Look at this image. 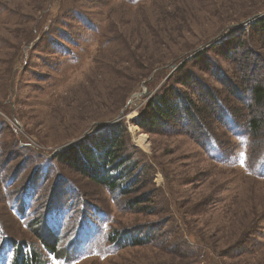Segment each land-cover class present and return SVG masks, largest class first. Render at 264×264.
I'll return each instance as SVG.
<instances>
[{"label": "rangeland", "instance_id": "rangeland-1", "mask_svg": "<svg viewBox=\"0 0 264 264\" xmlns=\"http://www.w3.org/2000/svg\"><path fill=\"white\" fill-rule=\"evenodd\" d=\"M263 15L264 0H0V264L20 245L42 264H264V125L249 130L251 92L229 85L244 84L243 46L224 50L250 44L264 60L242 33ZM179 69L192 85L178 91L202 106L214 88L238 117L141 128ZM117 123L137 178L125 197L58 158Z\"/></svg>", "mask_w": 264, "mask_h": 264}, {"label": "trees", "instance_id": "trees-1", "mask_svg": "<svg viewBox=\"0 0 264 264\" xmlns=\"http://www.w3.org/2000/svg\"><path fill=\"white\" fill-rule=\"evenodd\" d=\"M249 25L250 27L247 28V31L245 29L242 33H247L253 41H257L258 45L264 46V15ZM240 46H243V52L240 57L236 54L232 60L235 62L236 71H240L243 75L244 84L239 85L238 82L236 84L231 79H228V81L229 85L233 86L232 89L235 97L239 96V92H243V94H246L247 91L251 92L252 101L250 104H246V106L249 105V118L246 123L249 130L258 137L264 125V74L259 72L257 75H253L252 73L257 69L258 63L264 64L262 62L264 60H261L258 56L253 61L250 60V56L254 54L250 44H226L224 45V50L228 53L230 51H234L235 53ZM206 52V50L199 52L196 57L202 56ZM207 62L209 61L207 60ZM186 74V70H177L172 80L166 84V88L151 97L136 122L141 128L147 132L157 133L161 132L165 126H170L173 121L177 120L185 122L194 128L201 129L212 123L211 116L214 118L213 114H215V110H217L215 116L218 120L221 119L220 114H223V111L225 112L223 114L225 117L228 116L233 119L234 115L238 117L239 113L236 111V107L230 104V99H228L231 98L230 96L224 97L227 106L221 107L222 109L218 111V107L220 104H224V102L219 96L221 95L220 92L214 88H206L205 91H201V101L205 102V104H201L202 106L189 98L186 92L178 91L176 84L184 86L192 85L189 81L190 75L187 77ZM217 103L218 106H216ZM118 127L119 130H116ZM110 131V134L106 133L99 136L91 144L80 145L78 143L69 145L66 153H59L58 158L62 163H66L67 166L87 174L95 182L106 187L115 196L125 197L135 192L130 187L132 180H137L132 165L134 160L133 156H126L122 152L125 136L121 133L126 131V128L122 124L117 123ZM258 173L264 175V169L261 168L258 170ZM119 237L114 231L112 232L111 240L114 243L118 242L117 239ZM125 237L133 244L138 245L145 243L146 240L144 236L138 235L137 237V235L134 236L132 233H127ZM126 239L124 238L125 241H127ZM46 245L51 250L50 252L56 253L58 251L56 243H46ZM14 264H42V260L39 253L32 249V246L26 250L20 245L17 249Z\"/></svg>", "mask_w": 264, "mask_h": 264}, {"label": "snow or ice", "instance_id": "snow-or-ice-1", "mask_svg": "<svg viewBox=\"0 0 264 264\" xmlns=\"http://www.w3.org/2000/svg\"><path fill=\"white\" fill-rule=\"evenodd\" d=\"M224 143H227V142H224ZM234 151H235V146H231V147L226 149V154L230 155ZM240 155L242 156L243 154L240 153ZM241 163H243V160H241Z\"/></svg>", "mask_w": 264, "mask_h": 264}, {"label": "bare ground", "instance_id": "bare-ground-1", "mask_svg": "<svg viewBox=\"0 0 264 264\" xmlns=\"http://www.w3.org/2000/svg\"><path fill=\"white\" fill-rule=\"evenodd\" d=\"M139 139H140V141H142V142H143V141H144V139H145V135H142V136H140V138H139Z\"/></svg>", "mask_w": 264, "mask_h": 264}, {"label": "water", "instance_id": "water-1", "mask_svg": "<svg viewBox=\"0 0 264 264\" xmlns=\"http://www.w3.org/2000/svg\"><path fill=\"white\" fill-rule=\"evenodd\" d=\"M68 145H69V144H68ZM68 145H65V146H68ZM65 146H64V147H65Z\"/></svg>", "mask_w": 264, "mask_h": 264}]
</instances>
